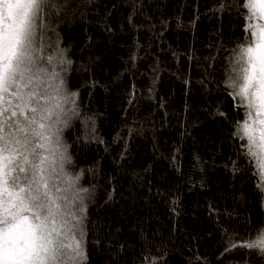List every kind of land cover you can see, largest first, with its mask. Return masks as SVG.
Returning a JSON list of instances; mask_svg holds the SVG:
<instances>
[{
  "label": "trees",
  "instance_id": "trees-1",
  "mask_svg": "<svg viewBox=\"0 0 264 264\" xmlns=\"http://www.w3.org/2000/svg\"><path fill=\"white\" fill-rule=\"evenodd\" d=\"M220 2L56 0L47 51L77 93L63 139L90 190L85 264H264L225 251L264 228V188L223 83L246 21Z\"/></svg>",
  "mask_w": 264,
  "mask_h": 264
},
{
  "label": "snow or ice",
  "instance_id": "snow-or-ice-1",
  "mask_svg": "<svg viewBox=\"0 0 264 264\" xmlns=\"http://www.w3.org/2000/svg\"><path fill=\"white\" fill-rule=\"evenodd\" d=\"M56 0H0V264H85L83 173L71 174L63 131L75 115L61 68L64 50L48 53V17ZM235 8L248 33L225 58L223 83L245 110L234 135L246 139L245 155L264 188V0H221ZM252 37H255L253 40ZM73 105L67 108L66 105ZM223 115V113H221ZM229 247L264 252V229L256 239Z\"/></svg>",
  "mask_w": 264,
  "mask_h": 264
},
{
  "label": "bare ground",
  "instance_id": "bare-ground-1",
  "mask_svg": "<svg viewBox=\"0 0 264 264\" xmlns=\"http://www.w3.org/2000/svg\"><path fill=\"white\" fill-rule=\"evenodd\" d=\"M257 23V22H254V24ZM264 229V228H263Z\"/></svg>",
  "mask_w": 264,
  "mask_h": 264
},
{
  "label": "rangeland",
  "instance_id": "rangeland-1",
  "mask_svg": "<svg viewBox=\"0 0 264 264\" xmlns=\"http://www.w3.org/2000/svg\"><path fill=\"white\" fill-rule=\"evenodd\" d=\"M262 23H264V21H262Z\"/></svg>",
  "mask_w": 264,
  "mask_h": 264
},
{
  "label": "flooded vegetation",
  "instance_id": "flooded-vegetation-1",
  "mask_svg": "<svg viewBox=\"0 0 264 264\" xmlns=\"http://www.w3.org/2000/svg\"><path fill=\"white\" fill-rule=\"evenodd\" d=\"M257 23H260V22H257Z\"/></svg>",
  "mask_w": 264,
  "mask_h": 264
}]
</instances>
